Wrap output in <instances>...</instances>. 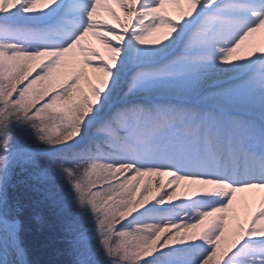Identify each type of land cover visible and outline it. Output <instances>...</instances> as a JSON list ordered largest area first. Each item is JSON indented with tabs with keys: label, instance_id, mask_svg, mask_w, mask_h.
I'll use <instances>...</instances> for the list:
<instances>
[{
	"label": "bare ground",
	"instance_id": "1",
	"mask_svg": "<svg viewBox=\"0 0 264 264\" xmlns=\"http://www.w3.org/2000/svg\"><path fill=\"white\" fill-rule=\"evenodd\" d=\"M44 1L47 0H41L39 5L34 6L33 1L28 0L25 11L39 12ZM155 1L87 0L93 12L92 26L108 31L109 33L98 35L106 42L117 46L113 70L119 75L118 83L111 93H105L107 96L103 97V104L98 111L90 112L89 109H84L80 112L79 122L82 130L79 134L73 137L65 136L51 146L57 150H69L76 156L101 153L108 158V162L100 164L97 170L99 181L108 186L102 194V201L110 200L111 206L121 203L120 211L117 212L122 217L135 218L142 223L139 229L128 236L136 248L141 250L142 256L173 248H192L197 252L202 247L211 245L210 255L200 264H219L225 254L246 238L244 230L257 215H262L260 219L264 221V183L250 179V175L259 178L264 173V165L252 166L243 160L242 154L244 146L260 150L261 146H264L262 138L258 136L254 139L252 135H245L242 128L236 127L233 136L238 140V145L229 146L224 139L218 138L206 144L202 137L194 134L195 138L189 140L194 147L193 159L185 156L177 162V166L185 165L195 170L194 172L184 169L181 172L185 176H181L174 175L169 170L159 172L135 168L124 161L125 151L138 152V149L127 138H119L118 133L120 135L122 133L119 128L120 113L129 107L130 100L140 97L150 100L155 94L137 96L129 93L130 81L126 66L128 63L131 67L144 63L153 64L164 58L171 50L177 52L185 31L195 29L209 32L212 17H218V23L212 32L216 40L212 44L217 49L216 56L214 61L200 72L194 96L207 87L224 83L227 78L243 76L245 72L252 70L253 61L264 55V6H261L259 0H224V3L218 6L219 11L214 9L212 13L197 21L196 25L193 22L196 18L190 20L186 15V0H161L160 21L149 29L146 38L139 43V27L143 23L153 21L146 13L153 10L152 3ZM78 2L83 4L82 0H68L66 6ZM19 3L20 0H0V14L7 13ZM137 3L142 7L137 9L135 7ZM43 21L44 18L38 25L26 24L41 26ZM251 21H255L254 25L248 27L234 43H229L228 38L242 24ZM54 31L56 34L64 35L69 30L61 25ZM125 36L129 38L126 41ZM100 41L85 35L78 44L91 46L93 54L98 58L104 57L105 54ZM121 59L123 63L117 66ZM45 61L44 58H40L19 66L20 80H15V84ZM214 65L227 68H238L241 65L245 67L235 73H228L219 71ZM82 75L80 79L85 86L94 82L96 78L100 81L102 76L98 70L88 66L83 68ZM109 79L107 78V81ZM79 86L75 85L74 91L70 94L71 99ZM100 86L102 88L103 85ZM168 96L174 95L170 93ZM64 101L68 102L69 98L66 97ZM197 105L210 107L209 103ZM95 119L98 122H94ZM238 123L242 124L236 121V124ZM106 127L110 130L108 135L104 132ZM6 159H0V168ZM242 172L244 173L241 174ZM206 173L214 176L228 175L232 180L249 182L234 186L233 183L203 175ZM208 177L211 181L205 179ZM225 200L226 203H222ZM185 206L189 207L191 212L187 219L182 220L184 217L181 209ZM203 207H206L207 211L199 212ZM165 217H171L172 222L168 225L157 224L158 220ZM250 238L255 239L254 236Z\"/></svg>",
	"mask_w": 264,
	"mask_h": 264
},
{
	"label": "rangeland",
	"instance_id": "2",
	"mask_svg": "<svg viewBox=\"0 0 264 264\" xmlns=\"http://www.w3.org/2000/svg\"><path fill=\"white\" fill-rule=\"evenodd\" d=\"M32 1L34 6H37V4L39 5V3L41 2V0ZM52 1L53 0L44 1V4L41 6L39 12H43L46 7H49ZM160 3L161 0L155 1L156 5L153 7V10L147 12L148 16L152 17L153 21L148 24L143 23L139 27V43L146 38L149 29L152 28L154 24H157V22L160 21L159 17L162 12ZM196 5V1L187 0V16H190L192 14V12L196 8ZM58 6H60V0H58ZM81 11H83V15L86 18L83 22L80 19ZM90 13V8L85 9L84 5L78 2L65 6L64 9H62V11L58 15H56L53 20L52 16H47L46 13L41 14L44 17V20H47L49 23L43 26V28L36 27L32 30L33 32H36L38 36L43 38L45 43H51L53 47L45 50L37 58H34V56L25 57L18 53L9 54L8 56L0 55V65L1 67H3L1 75L5 76V78L7 79L5 85L6 88L5 86H0V111H2L4 114L3 117L0 118V144L3 147L14 148L16 145H19L21 143L36 142H28L29 140H26V138L29 137L34 139L48 137L49 140L54 141L55 137L50 135L55 134L56 131L51 130L50 134H37V132H40L43 119H46L47 117L51 119V117L49 116L50 109L55 108V110H57L58 108L68 106L69 103H73V105L78 109V120L80 118V112L84 109H89L90 112L98 111L103 104V97L107 96L105 95V93H111V88L117 86L119 75L113 70V67L116 63L117 46L106 42V40H104L103 38L101 39L98 34L109 32L98 27H93V12L91 14ZM216 22H218V19L214 18L212 21L213 27L215 26ZM49 25H63L65 28H68L69 31H67L64 36H59L57 34L54 35L50 31ZM85 35H90L93 38L101 40L100 42L102 43L100 45L103 47L105 53L104 57L97 58L96 55L93 54V49L91 46H85V44L83 43L82 45L78 44L79 41H82V39H84ZM69 39H71V42L68 43L67 46H64L65 41ZM204 40H207L211 43L212 41H214V38L209 34L204 36ZM209 51H211L210 56L204 55L203 57H200V59L196 60V72L199 73V75L200 72L204 70L206 66L210 65L213 61L211 59L214 56L213 52H216V50H214L211 46ZM40 58H44L46 61L41 63L39 67L34 71L37 72L39 69V73L32 79H24V81L22 82L24 87L19 90L15 100L11 99L9 102L3 100V98H5L4 96H6L7 93L6 89H9L10 86H14L15 80H20L18 76L19 66L23 65L26 62L34 61L36 59L38 60ZM90 61V65H96V67L103 68V71H100L95 66H93L95 67L94 69L98 70L101 73V80L99 81L98 78H96L94 82L88 83L87 86H85L83 84V81H81L83 76L82 69L84 66L89 65ZM48 64L51 65L49 68ZM182 65V62H180L178 66L181 67ZM262 68H264V65L262 67L256 66L254 72H252L245 80L241 81L251 85L250 92L253 93V101L251 100V96L248 95V93H245L246 91H239L238 89L225 92L224 94V97L229 101V104L231 106L244 107L246 103H250L249 101H252V105L256 106L255 111L250 109V112H247L242 110L241 108L235 107L233 108V110H231V112H236V114L243 113L244 115H251L250 113H254L253 115L260 116V118H262V120L264 121V105H262L260 102V96L264 93H262L261 89L259 88ZM153 70L155 69L147 70L144 73L151 75L153 73ZM29 76L32 77V75ZM188 76H190V74ZM107 78L110 79L107 81ZM67 80H69L70 82L69 89L68 87L63 89V94L65 95L61 97L59 103L55 102L53 106H50L48 104H42L41 106L39 105V103L43 100L50 99L47 98L48 94H51V92H53L54 90L61 88L65 83H68ZM25 81H27V83H25ZM169 81L172 83H167L166 81H164L166 83L161 82L159 87L169 84L180 86V84L176 83L174 80ZM198 81L199 78H197L196 87L198 85ZM84 82L86 83V81ZM94 84L97 85L95 86ZM241 84L242 83H238L237 85ZM75 85L80 86L78 87L79 89H76L75 95L71 99L70 94L72 91H74ZM100 85H103L102 88ZM133 88L135 89L136 86H134L133 83H130V91L133 90ZM224 88H210L205 91V94L211 96L212 98L207 102H211V106H213L214 108L206 109L197 107L193 104L175 103L176 105L174 104L175 106L171 110L162 108L155 111L154 113H149V118L146 119L145 125H141L140 131L136 132L129 128L126 129L125 126L121 124L120 127L122 129V132L126 133L132 145H136L139 147L140 153V156L138 158H134L131 152H126L124 160L128 163H131V161L133 160L135 161L134 163H139L143 167H147V170H152L153 166L150 164L153 162V160L155 164L167 159H171L174 163L177 158H182L184 152L186 153V156H193V146L189 143V140L192 139V134L190 131L195 130L198 135L202 134V137H206L207 142H211L212 138L214 137L220 138L222 140L225 137V132L232 133L233 128H235L236 126L239 127V125L235 123L236 117H233L236 115L220 113L215 110V107L219 106L222 111L228 112L225 110L230 106L223 99V95L221 93ZM193 92L194 91L187 92L186 94L181 92L182 94H177L183 97V100L187 99L188 101H192L194 94ZM153 93H161L160 98H162L163 100L164 98H167V96L163 95H166L169 92L163 91V89H161ZM66 97L69 98L70 102L64 101ZM129 113L130 110H126L120 114L122 121L124 116H128ZM200 116L201 119H199ZM221 116H226L228 118L227 120L223 118L221 119ZM168 121H170V123L174 125V128L167 124ZM239 121L243 123L239 128H242L248 134H253L256 136L264 131V126H260L254 120H247L245 117H241ZM81 130L82 125L81 123H79V129L77 133L70 136L73 137L79 134ZM217 130L220 131L219 137L217 136ZM105 133H109L108 128H105ZM53 141H45L44 143H48L47 145H49ZM37 143L42 144L43 141ZM100 156L102 155H97L96 157ZM106 162H108L107 159L103 162L97 163L94 166L87 181L82 186L78 185L79 191L81 193H86L84 202H88V204L91 206L93 210V218L96 221L100 219L98 225L106 226V228L101 229L98 233H93L86 236L87 245L90 246L91 244L92 246L89 247V250L92 254L96 252L97 255L101 257L100 260L103 259L104 262L102 264H106V261L109 260L110 256L115 257L116 253H119L118 249L123 252V254H119L120 257L125 258V260L130 259V264H137V261L142 262V260L144 259V261H146L149 258L153 257L152 255L154 253H151L147 256H142V253L140 252L141 250L139 248H136L132 240L128 238L131 233L141 227L142 224L140 222H138L136 219H132V226L116 236L110 235V232H108L114 226L118 227L123 225L127 217H122L121 214L117 212V210L120 211L121 203H117V205L111 206L110 200H108L107 202L102 201V194H104L105 188L108 186L107 184H103L102 181H99L97 170L100 164ZM175 167L177 166H169L170 170L177 171ZM179 168L182 169L187 167L184 166ZM157 169L161 171L159 167H157ZM177 174L184 176L182 172H177ZM7 178V173L4 175V177L0 176V190H2L3 198L5 201V208L7 211V222L4 225L3 234L8 238V243L11 245L13 237H16V231L14 222L8 216L9 210L5 195V184ZM206 211L207 210H202L201 213H205ZM188 214L189 209L187 210V214H185V217H187ZM260 216L262 215H257L256 218L250 222V225L247 227V237H250L251 234L255 237V240L264 237V221H261ZM166 219L168 221L164 219L163 223L166 222L170 224L172 222L171 218ZM166 223H164V225ZM113 240H117L118 242L115 244H111V241ZM210 246L202 249L200 253L204 254L202 260H205L210 255ZM90 257L91 256L88 255V257L85 258L81 262V264L87 263ZM260 262L262 264V262H264V259L260 260ZM259 263L257 262V264Z\"/></svg>",
	"mask_w": 264,
	"mask_h": 264
},
{
	"label": "trees",
	"instance_id": "3",
	"mask_svg": "<svg viewBox=\"0 0 264 264\" xmlns=\"http://www.w3.org/2000/svg\"><path fill=\"white\" fill-rule=\"evenodd\" d=\"M1 36L0 55L3 51L14 49L11 42L6 47ZM2 70L0 65V86H5L7 79L1 75ZM54 103V99H46L42 104L53 106ZM3 115L0 111V118ZM49 116L51 119H43L37 134H50L53 130L56 133L50 136L58 139L77 130L74 108H53L49 110ZM26 140L36 142L21 143L15 147L24 144L47 147L48 143L44 142L53 141L48 137H29ZM40 141L43 143H37ZM11 149L0 144V156ZM92 165L93 160L76 161L68 155H21L14 158L0 174L2 177L8 174L5 184L8 216L16 225V237L24 248L28 264H81L88 257L90 246L81 238L85 233L98 229L100 219L96 221L93 218L91 206L84 202L86 193H81L78 185H83ZM117 242L113 240L111 244ZM118 252L115 257L110 256L106 264L131 263L130 259L120 257L119 254H123L121 250L118 249ZM100 258L95 254L85 264H102L104 261ZM160 258L158 256L156 261Z\"/></svg>",
	"mask_w": 264,
	"mask_h": 264
},
{
	"label": "snow or ice",
	"instance_id": "4",
	"mask_svg": "<svg viewBox=\"0 0 264 264\" xmlns=\"http://www.w3.org/2000/svg\"><path fill=\"white\" fill-rule=\"evenodd\" d=\"M27 2L28 0H20V3L17 4L15 7L10 8L7 13L0 14V23H10V24H19V23H30V24H40V21L42 20L43 15L41 14H47V16H55L58 15L62 9L67 5L68 0H60V7L57 8L55 7L58 3V0H53L51 5L49 7H46L43 12H27L25 11L27 7ZM84 8H90L88 6L87 0H82ZM224 3V0H211V2H207V0H200V2L196 5L195 11L192 12L191 16L188 19L196 18L195 22L197 25V21H199L201 18H203L206 14H210L213 12V10L219 11V5ZM259 3L261 6H264V0H259ZM91 6V5H90ZM137 9L142 7L140 3H137L135 5ZM7 18V19H6ZM80 19L83 22L86 18L83 15V11L80 12ZM183 22V21H182ZM255 21H251L249 23H244L241 25V27L232 34L230 38H228L229 43H234L235 40L239 39L241 35H243V32L247 30L248 27L254 25ZM178 25L176 26L177 30ZM175 33V32H174ZM173 33V35H174ZM173 37V36H172ZM171 37V38H172ZM170 38V39H171ZM129 38L125 36V41L128 40ZM71 42V39L65 41V45L67 46L68 43ZM121 57H122V52H121ZM214 60V57L212 58ZM123 63V60L121 59L118 61V65ZM259 63L261 65H264V56L257 57L255 61H253V64ZM218 68L219 71L222 72H228V73H235L238 70L242 69L245 67V65H241L238 68H227V67H221L219 65H214ZM248 67L252 65H247ZM39 69L37 72H34L32 74V77H29V79H32L39 73ZM261 79L259 83V88L261 89V92L264 93V68L261 69ZM137 76L140 75V73L136 74ZM27 83V81H25ZM24 85H19L17 88V93L12 94V99H16V95L18 94L19 90L23 88ZM240 89H247L250 87L249 84H243L238 86ZM260 102L262 105H264V94L260 96ZM35 110V109H33ZM217 136H220V131L217 130ZM261 158L264 159V153L261 154ZM3 170H0L2 172ZM203 175H208L213 179H220L224 180L225 182L228 183H233L234 186H238L241 183H247L249 182L248 180H232L229 178L228 175H211V173H206ZM252 181L256 182H262L264 183V173L261 174L259 178L256 176H252L250 178ZM222 203H226V200L223 201ZM7 222V211L5 208V201L3 198L2 190H0V264H27V261L25 259V251L22 246H20V242L17 237H13L12 239V244L10 245L8 243V238L3 234V229L4 225ZM262 248H264V245H262ZM264 254V253H262ZM15 257V258H13ZM151 264H158L156 261V257L152 260ZM264 264V262H262Z\"/></svg>",
	"mask_w": 264,
	"mask_h": 264
},
{
	"label": "water",
	"instance_id": "5",
	"mask_svg": "<svg viewBox=\"0 0 264 264\" xmlns=\"http://www.w3.org/2000/svg\"><path fill=\"white\" fill-rule=\"evenodd\" d=\"M22 152H28V153H35V154H41V152L37 151V150H33V149H15L13 150L7 157V161H9L12 157H14L17 154H20Z\"/></svg>",
	"mask_w": 264,
	"mask_h": 264
}]
</instances>
